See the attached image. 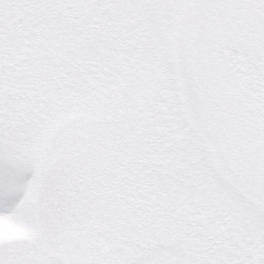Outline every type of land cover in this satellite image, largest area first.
Instances as JSON below:
<instances>
[{"label": "snow or ice", "instance_id": "6c2138e0", "mask_svg": "<svg viewBox=\"0 0 264 264\" xmlns=\"http://www.w3.org/2000/svg\"><path fill=\"white\" fill-rule=\"evenodd\" d=\"M0 264H264V0H0Z\"/></svg>", "mask_w": 264, "mask_h": 264}]
</instances>
